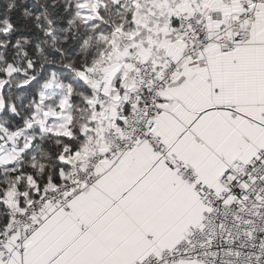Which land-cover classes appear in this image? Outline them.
Here are the masks:
<instances>
[{
  "label": "snow or ice",
  "instance_id": "1",
  "mask_svg": "<svg viewBox=\"0 0 264 264\" xmlns=\"http://www.w3.org/2000/svg\"><path fill=\"white\" fill-rule=\"evenodd\" d=\"M0 264H264V0H0Z\"/></svg>",
  "mask_w": 264,
  "mask_h": 264
}]
</instances>
